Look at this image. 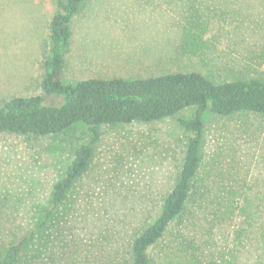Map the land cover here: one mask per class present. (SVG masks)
Masks as SVG:
<instances>
[{"label":"rangeland","instance_id":"rangeland-1","mask_svg":"<svg viewBox=\"0 0 264 264\" xmlns=\"http://www.w3.org/2000/svg\"><path fill=\"white\" fill-rule=\"evenodd\" d=\"M56 0H0V106L46 98L41 82ZM199 72L217 83L264 80V0H87L72 22L63 82ZM61 134H0V259L43 221L74 153L90 167L60 221L17 264H130L159 217L190 136L179 119ZM95 140V141H94ZM202 164L185 211L151 248V264H264V115L208 114Z\"/></svg>","mask_w":264,"mask_h":264},{"label":"trees","instance_id":"trees-1","mask_svg":"<svg viewBox=\"0 0 264 264\" xmlns=\"http://www.w3.org/2000/svg\"><path fill=\"white\" fill-rule=\"evenodd\" d=\"M86 1L56 0V12L50 23V47L44 61L41 88L46 98L59 96L61 103L47 106L41 96L17 97L3 103L0 134L47 137L82 124L96 140L102 126L152 124L193 109L192 118L178 120L180 127L190 133L178 180L164 199L159 217L131 246L130 264H151V248L185 211L197 182L206 116L264 115V80L250 78L217 83L199 72H177L137 79L93 78L65 84L63 73L72 41V22ZM93 155L92 143L76 150L63 178L53 188L43 221L29 239L8 247L0 264H17L30 239L43 236L58 224L62 209L88 171Z\"/></svg>","mask_w":264,"mask_h":264}]
</instances>
